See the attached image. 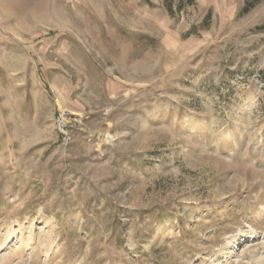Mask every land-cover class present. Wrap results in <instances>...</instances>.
Returning <instances> with one entry per match:
<instances>
[{
  "label": "rangeland",
  "instance_id": "374dc122",
  "mask_svg": "<svg viewBox=\"0 0 264 264\" xmlns=\"http://www.w3.org/2000/svg\"><path fill=\"white\" fill-rule=\"evenodd\" d=\"M0 0V264H264V0Z\"/></svg>",
  "mask_w": 264,
  "mask_h": 264
},
{
  "label": "trees",
  "instance_id": "16d2710c",
  "mask_svg": "<svg viewBox=\"0 0 264 264\" xmlns=\"http://www.w3.org/2000/svg\"><path fill=\"white\" fill-rule=\"evenodd\" d=\"M263 0H247L242 8L241 15L248 14L249 11L254 9ZM195 0H164L165 8H167L170 16H175L176 13L182 12L187 5H193Z\"/></svg>",
  "mask_w": 264,
  "mask_h": 264
}]
</instances>
